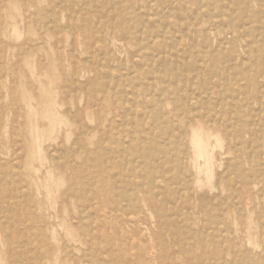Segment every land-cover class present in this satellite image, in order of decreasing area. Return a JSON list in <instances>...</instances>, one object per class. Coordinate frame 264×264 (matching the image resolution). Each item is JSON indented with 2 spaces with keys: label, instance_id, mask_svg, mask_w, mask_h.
I'll return each mask as SVG.
<instances>
[{
  "label": "rangeland",
  "instance_id": "1",
  "mask_svg": "<svg viewBox=\"0 0 264 264\" xmlns=\"http://www.w3.org/2000/svg\"><path fill=\"white\" fill-rule=\"evenodd\" d=\"M117 2L76 0L82 17L62 0H37L34 7L30 0H0L2 27L10 21L9 32L0 34V199L17 203L12 218L0 209V244L16 246L0 264H49L37 234L52 228L60 264H160L173 248L178 264H233L239 250L248 255L241 263L264 264V0H124L141 30L125 40L127 34L109 29L120 21ZM51 4L60 13L56 23ZM33 26L43 43L29 34ZM24 92L33 96L35 125L44 133L38 151L30 150ZM55 104L62 115L53 122L48 111ZM134 136L144 140L132 146ZM151 155L159 163L156 206L141 201L134 209L133 201H123L120 207L99 194L89 217L82 212L75 219L69 194L76 190L80 202L87 194L81 183L66 182L72 169L96 157L117 170L119 161ZM49 169L59 182L48 195ZM145 175H129L123 185L136 188ZM73 231L88 232L89 245L78 250L67 241Z\"/></svg>",
  "mask_w": 264,
  "mask_h": 264
},
{
  "label": "bare ground",
  "instance_id": "2",
  "mask_svg": "<svg viewBox=\"0 0 264 264\" xmlns=\"http://www.w3.org/2000/svg\"><path fill=\"white\" fill-rule=\"evenodd\" d=\"M52 1L54 0H48L49 3H51ZM85 2H89L88 4L90 5H93V1L94 0H84ZM257 1H260V0H257ZM21 3V6L23 4L22 1H20ZM31 2V5L34 7L35 6V3L37 2V0H30ZM63 4H67V6L69 7V10L71 12V15L72 16H82L83 17V13H84V10L77 7V4H76V0H62ZM86 3V4H87ZM118 8H116L115 12L116 15H118V18H120V21L115 23V25H112L109 27V29H111L112 31H121L123 32L124 34H127V35H123L122 36V40H125L127 39L128 37H130L131 34H134L135 32L133 31H136V32H139L141 30H139V24L137 22V19H138V16L133 14V15H129V12H127V6L125 5L124 3V0H118ZM260 3V2H258ZM62 4V5H63ZM57 7V6H56ZM8 10L6 11V16H8V14L10 15L9 17H11L12 14H15L13 12V9H9V7H7ZM95 11L96 8H93ZM50 20L51 22H54L56 23L57 20H58V15L60 14L57 10H55V8L53 7V5L51 4V7H50ZM48 10V11H49ZM89 10V8H88ZM86 13V12H85ZM119 13H122L124 14V16H126L125 18L121 17L119 15ZM17 15H15L16 17ZM85 16V15H84ZM14 17V18H15ZM149 17V16H148ZM147 17V18H148ZM1 19V18H0ZM37 19V18H36ZM115 19V18H114ZM16 20V19H15ZM114 21V20H113ZM63 22V20H62ZM170 22V21H169ZM168 22V23H169ZM9 22H6L3 27H2V23L0 22V34L1 33H4V34H7V31L8 30V26H9ZM74 23V22H73ZM154 23V22H153ZM12 24H14V21H12ZM27 24V23H26ZM16 27V26H15ZM14 27V28H15ZM13 28V31L15 32L16 36H18L19 38V33L16 31V28L14 29ZM71 29V28H70ZM261 29V27L259 28ZM38 27L37 26H33L31 28H29V34L32 35V36H36L37 37V40L38 42L37 43H43L44 42V39L42 36H40V33L38 32ZM70 32V31H69ZM75 33V32H74ZM39 35V36H38ZM58 36V35H57ZM74 36V35H72ZM258 37V36H257ZM140 39V38H139ZM16 40V39H15ZM32 40H35V39H32ZM115 40V39H114ZM214 41V40H213ZM233 41V40H232ZM96 42V41H95ZM163 42V41H162ZM161 42V43H162ZM233 43V42H232ZM52 45V44H51ZM228 45V44H227ZM232 45V44H231ZM35 46V45H34ZM57 49V48H56ZM164 49V48H163ZM207 51V50H205ZM1 52V51H0ZM147 52V51H146ZM96 53V52H95ZM223 53V52H222ZM147 54V53H146ZM149 55V52L148 54ZM170 60V59H169ZM264 60V58L262 59ZM187 61V59H186ZM215 63H214V67H215V70L217 69V60H214ZM103 62V61H102ZM199 63V62H198ZM29 64V63H28ZM106 64V63H105ZM181 64V63H180ZM224 64V62H223ZM230 65V64H229ZM35 69V68H34ZM98 69V68H97ZM110 69V68H109ZM108 69V70H109ZM30 71V68L29 70ZM110 71V70H109ZM226 71V70H225ZM33 72V71H32ZM58 72V71H57ZM30 73V72H29ZM185 73V72H184ZM228 73V72H227ZM6 74V73H4ZM16 74V73H15ZM35 73H33L32 75H34ZM75 74V73H74ZM92 74V73H91ZM173 75H175V77H177V73L174 74L173 72ZM33 78V76H31ZM183 78V77H181ZM228 79V78H227ZM187 80V79H186ZM186 80H185V83H186ZM194 80V79H193ZM175 81V80H174ZM220 81V80H219ZM39 82V81H38ZM165 82V81H164ZM177 82V81H176ZM8 83V82H7ZM200 83H201V79H200ZM241 83V82H239ZM259 83V81H258ZM41 84V85H40ZM40 86L43 87L41 81H40ZM228 85V84H227ZM250 85V84H249ZM203 86V85H202ZM179 87V86H178ZM234 87V86H233ZM112 88V87H111ZM154 88V87H153ZM153 88H150L149 89V92L151 94L152 97H157L159 95H157V93H155L154 89ZM172 88V87H170ZM191 88V87H190ZM189 88V89H190ZM235 88V87H234ZM260 88V87H259ZM126 89V88H125ZM237 89V88H235ZM239 89V88H238ZM44 90V89H43ZM232 90V89H231ZM177 91V90H176ZM220 92V91H219ZM35 93V92H34ZM169 93V92H168ZM202 93V92H201ZM200 93V94H201ZM235 93V92H234ZM159 94V92H158ZM203 94V93H202ZM201 94V95H202ZM127 95V94H126ZM196 95V94H195ZM235 95V94H234ZM178 97L175 96L173 102L174 104L177 106V107H180V102H179V99H176ZM203 97V96H202ZM206 97V95L204 96ZM230 97V96H228ZM33 96L30 95V94H26L24 92V95H23V100L24 102L26 103V106L30 109V120L28 122V127H29V130H30V138H29V143L31 144V148L30 150L31 151H35V150H39L40 147H41V144H42V137L44 135L43 133V130L41 129H38L37 126L35 125V116H36V109L35 107L32 105V99ZM227 98V97H226ZM102 99V98H101ZM169 99H173V97H169L167 98V100ZM203 99V98H202ZM225 99V98H224ZM231 99V98H230ZM194 100H197L195 99L194 97ZM190 101V100H189ZM204 101V100H203ZM219 101V99H218ZM232 101V100H231ZM188 102V101H187ZM191 102V101H190ZM197 102V101H196ZM229 102V101H228ZM230 103V102H229ZM121 104V103H120ZM129 104V103H128ZM188 104V103H187ZM122 105V104H121ZM124 105V104H123ZM168 105V104H167ZM128 107V106H127ZM139 107V106H138ZM61 106L59 105L58 107V104H55V106L53 107V109L51 108L48 112L50 113V118L51 120H53V122H56L57 121V116H60L62 115V112H60V109ZM94 108V107H93ZM217 108V107H216ZM234 108V107H233ZM98 109V107H97ZM135 110V108H134ZM159 112H162V111H158V112H155V113H159ZM261 112V111H260ZM134 114V113H133ZM216 114H218L216 112ZM56 115V116H55ZM135 115V114H134ZM157 114H153V116L155 117ZM78 116V115H77ZM64 117V116H63ZM62 117V118H63ZM119 118V117H117ZM134 118V117H133ZM132 118V119H133ZM158 118V117H155L154 120ZM61 119V118H60ZM64 119V118H63ZM131 119V120H132ZM146 119V118H145ZM203 119H207V118H204ZM208 120V119H207ZM215 121V119H214ZM67 123H69L68 121H66ZM151 122V121H150ZM216 122V121H215ZM224 122L228 128L231 127V123H232V119L230 118H227L225 119ZM234 122V121H233ZM48 123V122H47ZM45 124V123H44ZM142 124V122H141ZM129 125V124H128ZM223 125V124H221ZM219 126L221 127L222 129H225L223 126ZM131 128V127H130ZM80 129V128H79ZM138 129H141V128H135L133 126V131H136ZM145 134V133H144ZM215 136V135H214ZM213 136V137H214ZM220 136V135H219ZM218 136V138H219ZM260 136V135H259ZM173 138V137H172ZM217 138V137H216ZM215 138V139H216ZM217 138V139H218ZM48 139V138H47ZM222 139V138H221ZM52 140V139H51ZM143 137L142 138H139L138 136H134L131 138V142L133 143L132 146H136L138 144H140V142H142ZM168 140V139H167ZM172 140V139H171ZM219 140V139H218ZM223 140V139H222ZM173 141V140H172ZM180 141V140H179ZM196 141V145H197V152H196V156L197 157H202L204 155V153H202V150H203V146L202 143H201V140L199 138L195 139ZM48 142V141H47ZM219 142V141H218ZM216 142V143H218ZM222 142V141H221ZM170 143H167V146H169ZM220 145V144H219ZM62 146V144H61ZM221 146V145H220ZM13 147V146H12ZM176 147H178V152H180V147H181V151L182 153H184V150H186V147L183 146L182 144H176ZM18 148V147H17ZM16 148V150H17ZM67 149V148H66ZM169 150V148H168ZM223 150V148H222ZM68 151V149L66 150ZM41 152V151H40ZM65 152V151H64ZM166 150L164 149V152H161V153H165ZM204 152H206V149H204ZM61 153V152H60ZM208 153V151H207ZM56 156V155H55ZM127 156V155H126ZM24 157V156H23ZM61 157V156H60ZM95 159L91 160L90 162H85L83 161L82 165L79 166V167H75L74 170L72 169V172H71V176L68 178V180H66V182L69 183V185L73 186V183H81V185L83 186V192L86 193L88 195V193H91L92 197L89 198V196L83 199H81V202L76 198L77 197V193H76V190H71L69 196L73 197V199L76 200L75 202V209H77V214L75 215V219H78L77 221L79 220H82L83 218V214L82 212L85 214V217H89L91 211L94 210V207L92 206L93 205V199H97L99 202V194H101L103 196V199L102 201H105L106 203H116L117 205H123V201L124 203H126L125 201H133L134 203H131L132 205V208H138L141 204L140 202L142 201L143 203H147L149 204V202L151 203L152 206H156L157 205V198H156V193H157V186L155 185V178H157L155 176L154 178V175H156L157 173V167L158 166V162L156 159H154V156H149L148 160L149 161H138V160H132V161H119L118 165H117V170H113L111 167L109 166H103L99 163V160L98 158L94 157ZM105 161V160H104ZM61 162V161H60ZM147 163L148 166L146 165ZM236 164V163H235ZM43 165V164H42ZM237 165V164H236ZM113 166V165H112ZM43 167V166H42ZM173 169V168H172ZM225 169V168H224ZM201 170V169H200ZM262 170L264 171V168H262ZM109 172V173H108ZM145 172L147 173H150V175H148V178H147V181L143 184H140L141 187H144L143 185L146 184L145 186H147L146 188H140L139 185H136L137 187L135 188V186H130V185H123L124 184V180L125 181H128L126 180L128 178V176H133V177H143V176H146L145 175ZM235 173V172H234ZM48 174V177L51 179L52 178V187L50 185V182L47 183V180L46 183L48 184L46 186L48 192L47 194L49 195L50 193L55 192V187H57V184H58V180H56V178L53 176L51 170L49 169V171L47 172ZM235 175V174H234ZM108 176V177H107ZM249 175L246 174V177L247 179H250L248 177ZM47 178V176H46ZM160 180L164 181L165 177L163 176V173L160 174L159 176ZM237 178V177H236ZM139 179V178H138ZM33 180V179H32ZM143 180V179H142ZM237 180V179H236ZM95 181H100L102 182V185H100L99 187H96L94 185V182ZM260 182L261 183H264V176H262V178L260 177ZM180 183V182H179ZM253 184V182L251 183ZM9 186V185H8ZM129 186V187H128ZM254 186H256L254 184ZM180 187V185H179ZM22 188V187H21ZM53 188V189H52ZM24 189V187H23ZM181 189V188H180ZM179 189V190H180ZM134 190V192H132ZM185 191H188L189 188L187 187L186 189H184ZM21 192V191H20ZM23 192V191H22ZM142 195V198H138V196ZM56 193V192H55ZM53 194V193H52ZM17 198V197H15ZM204 201V200H203ZM252 203L251 201V198H247L246 201H245V204L246 205H249V202ZM167 202V201H166ZM103 203V202H102ZM206 203V202H205ZM205 203L201 204V207L202 209L204 208H207V205H204ZM170 204V203H169ZM129 205V207L131 206ZM15 206H17V203L14 202V201H9V200H3V199H0V209H2V212L5 214V217L7 216H11L13 211H14V208ZM128 208V206H127ZM146 208V207H145ZM22 209V207H21ZM120 209V208H119ZM125 209V208H124ZM18 211V210H17ZM256 211V210H255ZM16 212V211H14ZM17 213V212H16ZM113 213V212H112ZM251 214V213H250ZM19 215V214H18ZM17 215V217H18ZM87 215V216H86ZM112 215V214H111ZM13 216V215H12ZM11 216V218H12ZM153 216V215H152ZM244 216V215H243ZM153 219V218H152ZM128 220V219H126ZM21 223V222H20ZM42 224V223H41ZM23 229L25 230L26 229V232L29 233L28 231V226H26L24 223H21ZM13 226V225H12ZM44 226V225H43ZM34 230V228H33ZM109 230V229H108ZM25 232V231H24ZM31 235V233H30ZM41 240V242H43V244L46 246L47 250H49V257H48V261H49V264H60L58 262L57 259H55V257H58L57 254L59 252V245L57 244V241L59 240L58 238V235H57V230L55 228H52L51 230V233H46V234H43L42 232L38 231V234H37ZM68 238H67V241H70L72 243H75L77 245V249L78 250H82L84 247H87L89 245V242L87 239V237L89 236L88 232H85V231H76V232H71L70 234L68 233ZM221 237V236H220ZM120 238V236H119ZM51 240H54V242H52ZM231 244L234 243V239H231L230 240ZM247 242L250 244V241L247 240ZM67 243V242H65ZM255 245V244H254ZM74 246V245H73ZM240 246V245H238ZM258 246L255 245V247ZM14 247L15 246V242L11 243L9 242L8 240H5L3 241L1 244H0V261H1V257L4 255V256H7V255H10V254H13V250H14ZM259 247V246H258ZM257 247V249H258ZM66 247H63L62 249L66 250L65 249ZM75 248V247H74ZM224 248V247H223ZM76 249V250H77ZM91 249V248H89ZM260 249V248H259ZM20 251V250H18ZM69 251H70V248H69ZM248 251V250H247ZM246 251V252H247ZM39 253V252H38ZM56 254V255H55ZM68 254V253H67ZM67 254L65 256H67ZM37 255V254H36ZM247 256L248 255H245V250L241 253V251H235L234 252V256H233V259H232V263L233 264H243L241 263L242 260H248L247 259ZM177 257V251L173 248L171 249L170 252L168 253H165L163 255V263H160V264H178L177 261L175 260ZM33 258V257H32ZM217 259V258H216ZM15 261V260H14ZM26 262V261H25ZM246 262V261H245ZM247 263L251 264L249 261H247Z\"/></svg>",
  "mask_w": 264,
  "mask_h": 264
}]
</instances>
